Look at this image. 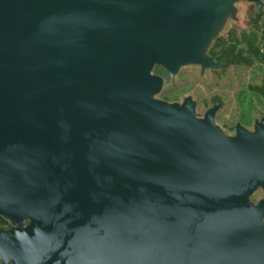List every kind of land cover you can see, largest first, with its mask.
Returning a JSON list of instances; mask_svg holds the SVG:
<instances>
[{"label": "water", "instance_id": "water-1", "mask_svg": "<svg viewBox=\"0 0 264 264\" xmlns=\"http://www.w3.org/2000/svg\"><path fill=\"white\" fill-rule=\"evenodd\" d=\"M240 1L0 0L2 264H264V120L229 135L154 72L223 68Z\"/></svg>", "mask_w": 264, "mask_h": 264}, {"label": "rangeland", "instance_id": "rangeland-1", "mask_svg": "<svg viewBox=\"0 0 264 264\" xmlns=\"http://www.w3.org/2000/svg\"><path fill=\"white\" fill-rule=\"evenodd\" d=\"M263 7L240 1L237 3V20L230 19L219 34L217 43L228 53L223 61L232 66L226 71H207L201 75L197 65L184 67L170 79L164 68L155 73L165 78V85L159 98L169 102H182L192 96L197 102L199 114L213 104L222 102L223 108L217 122L234 133L235 124L252 127L255 120L264 116V0ZM226 46V47H225ZM264 198L263 190L253 196L258 202Z\"/></svg>", "mask_w": 264, "mask_h": 264}, {"label": "flooded vegetation", "instance_id": "flooded-vegetation-1", "mask_svg": "<svg viewBox=\"0 0 264 264\" xmlns=\"http://www.w3.org/2000/svg\"><path fill=\"white\" fill-rule=\"evenodd\" d=\"M262 7H263V4H262V6H261L260 8H262ZM220 36H221V35H218V36L213 40V42H212V44H211V46H210V48H209L208 54H209L210 57H212V58L214 59L215 62H217V63H219V64H222L224 67H223V68H220V69H212V68H206V69H203V67L201 66V75H202V76L205 75V73H206L207 71H216V72H218V71H226V70H228V69L232 66V64H231L230 62L223 61V59H222L223 54H224V53H228V52L226 51V49H224V50L222 51V49L224 48V46H221L220 44H219V46H217V43H218L219 40H220ZM225 47H226V46H225ZM223 52H224V53H223ZM164 79H165V78H164ZM215 106H218V107H219V108L217 109V111H216V114H215V121H216V123H217V124L223 129V130H225L229 135H235L236 132H237V129H238V126H239V125H240V126H243V127L246 128V129L254 130L256 124H257L258 122H262V121L264 120V116L261 117L260 120H255L254 125H253L252 127H248V126L243 125L242 123L237 122V123L234 125V126H235V128H234V133L231 134L230 132H228L227 129H225L222 125H220V124L217 122V116H218V113H219L220 110L223 108V103H222V102H219V103H215V104H213L210 108H208V109L204 112V114H201V117H204L205 114H206V112H207L209 109H211V108H213V107H215ZM260 190H262V189H260ZM258 191H259V190H258ZM258 191H257V192H258ZM263 192H264V191H263ZM254 195H255V194H254ZM254 195H253V196H254ZM252 199H253V197H252ZM263 199H264V198H262L261 200H263ZM261 200H259L258 202H260ZM253 201H254V200H253ZM254 202H255V201H254ZM258 202H256V203H258ZM0 219H3V220L5 221V223H0V229L10 230V229L13 228V225L11 224L10 221H8V220H6V219H4V218H2V217H0ZM27 223H28V221L25 222L24 225L26 226ZM65 246H66V245H65ZM67 251H68V250L64 247V249L62 250V255L64 256V258H65L66 256H68ZM71 251H72V250L70 249V250H69V256H70V257H72V253H71ZM9 263L11 264L12 262L10 261ZM0 264H2V261H0Z\"/></svg>", "mask_w": 264, "mask_h": 264}, {"label": "trees", "instance_id": "trees-1", "mask_svg": "<svg viewBox=\"0 0 264 264\" xmlns=\"http://www.w3.org/2000/svg\"><path fill=\"white\" fill-rule=\"evenodd\" d=\"M0 223H5V221L3 219H0Z\"/></svg>", "mask_w": 264, "mask_h": 264}]
</instances>
